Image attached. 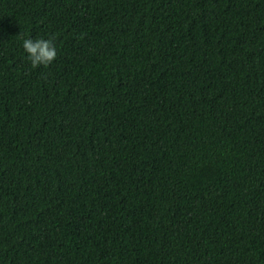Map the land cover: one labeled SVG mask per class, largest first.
<instances>
[{
  "label": "trees",
  "instance_id": "obj_1",
  "mask_svg": "<svg viewBox=\"0 0 264 264\" xmlns=\"http://www.w3.org/2000/svg\"><path fill=\"white\" fill-rule=\"evenodd\" d=\"M0 264H264V0H0Z\"/></svg>",
  "mask_w": 264,
  "mask_h": 264
},
{
  "label": "clouds",
  "instance_id": "obj_2",
  "mask_svg": "<svg viewBox=\"0 0 264 264\" xmlns=\"http://www.w3.org/2000/svg\"><path fill=\"white\" fill-rule=\"evenodd\" d=\"M23 48L28 54V59L33 67L40 65L48 66L57 57V49L54 44V38L23 40Z\"/></svg>",
  "mask_w": 264,
  "mask_h": 264
}]
</instances>
